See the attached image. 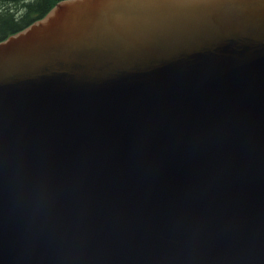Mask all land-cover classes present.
Segmentation results:
<instances>
[{
  "label": "water",
  "instance_id": "95a60500",
  "mask_svg": "<svg viewBox=\"0 0 264 264\" xmlns=\"http://www.w3.org/2000/svg\"><path fill=\"white\" fill-rule=\"evenodd\" d=\"M0 264H264V0H60L0 40Z\"/></svg>",
  "mask_w": 264,
  "mask_h": 264
},
{
  "label": "trees",
  "instance_id": "16d2710c",
  "mask_svg": "<svg viewBox=\"0 0 264 264\" xmlns=\"http://www.w3.org/2000/svg\"><path fill=\"white\" fill-rule=\"evenodd\" d=\"M60 0H0V40L45 15Z\"/></svg>",
  "mask_w": 264,
  "mask_h": 264
}]
</instances>
